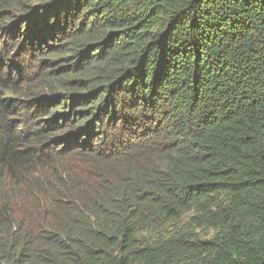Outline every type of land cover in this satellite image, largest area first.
<instances>
[{"label": "trees", "instance_id": "16d2710c", "mask_svg": "<svg viewBox=\"0 0 264 264\" xmlns=\"http://www.w3.org/2000/svg\"><path fill=\"white\" fill-rule=\"evenodd\" d=\"M0 264H264V0H0Z\"/></svg>", "mask_w": 264, "mask_h": 264}, {"label": "rangeland", "instance_id": "374dc122", "mask_svg": "<svg viewBox=\"0 0 264 264\" xmlns=\"http://www.w3.org/2000/svg\"><path fill=\"white\" fill-rule=\"evenodd\" d=\"M188 218H189V215H188Z\"/></svg>", "mask_w": 264, "mask_h": 264}]
</instances>
